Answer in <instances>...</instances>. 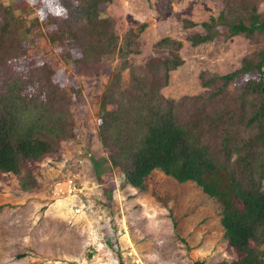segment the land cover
Listing matches in <instances>:
<instances>
[{
	"label": "trees",
	"instance_id": "16d2710c",
	"mask_svg": "<svg viewBox=\"0 0 264 264\" xmlns=\"http://www.w3.org/2000/svg\"><path fill=\"white\" fill-rule=\"evenodd\" d=\"M110 1L75 0L74 7V0H62L66 18L47 13L25 25L42 5L0 0V170L11 171L21 187L32 189L34 161L46 155L59 160L68 151L74 156L76 122L63 105L79 87L58 79L59 74L75 70L85 77L99 63L119 58L99 95L97 136L103 154L91 156L92 170L102 158L138 189L154 169L178 182L194 181L220 203L223 235L236 253L220 264H264V10H258L264 0H221L218 14L200 23L205 31L190 37L192 45L221 34L244 36L256 48L229 73L201 71V92L176 100L161 89L182 63V42L163 36L153 47L165 54L128 62V55L139 52L136 39L146 23L119 38L113 20L100 16L101 3ZM161 1V10L167 9L169 0ZM194 24L184 20V27ZM56 46L66 49L59 62L37 59L53 54ZM252 73L258 78L236 84Z\"/></svg>",
	"mask_w": 264,
	"mask_h": 264
},
{
	"label": "rangeland",
	"instance_id": "374dc122",
	"mask_svg": "<svg viewBox=\"0 0 264 264\" xmlns=\"http://www.w3.org/2000/svg\"><path fill=\"white\" fill-rule=\"evenodd\" d=\"M169 2L161 10L165 7L161 0H111L101 3L100 13L113 20L119 38L146 23L136 39L139 52L128 55V62L165 54L153 47L163 36L182 42V63L170 72L161 89L164 97L176 100L200 93L201 71L229 73L256 48V42L244 36L221 34L192 45L190 37L204 33L200 23L218 14L221 0ZM258 10H264V2ZM37 12L25 25L41 20ZM185 19L195 24L184 27ZM65 50L56 46L53 54H38L37 59L57 63ZM118 62L119 58L103 61L85 77L75 70L59 74L58 79L67 78L68 85L74 82L79 87L78 94L63 105L76 122L79 142L71 148L74 156L68 151L59 160L46 155L34 161L32 189L21 187L11 171L0 170V264H220L236 256L223 235L220 203L194 181L178 182L154 169L144 178L143 189H138L123 182L122 173L104 165L101 156L97 169L101 173L92 170L91 156L103 154L97 136L99 95ZM123 76L127 78V70ZM262 77L264 81V67ZM247 78L258 75L244 74L236 84ZM66 177L75 180L79 192L67 191L62 183L53 188ZM261 182L264 185V177Z\"/></svg>",
	"mask_w": 264,
	"mask_h": 264
},
{
	"label": "clouds",
	"instance_id": "9594fccd",
	"mask_svg": "<svg viewBox=\"0 0 264 264\" xmlns=\"http://www.w3.org/2000/svg\"><path fill=\"white\" fill-rule=\"evenodd\" d=\"M29 3L33 5L39 3L42 5V7L38 9L37 12V14L41 17V19L45 17L46 12H49L56 17H64V18L67 17L68 8L64 6L62 0H55L54 4L52 0H29ZM73 6L74 7L78 6L75 0Z\"/></svg>",
	"mask_w": 264,
	"mask_h": 264
},
{
	"label": "built area",
	"instance_id": "2783aa9c",
	"mask_svg": "<svg viewBox=\"0 0 264 264\" xmlns=\"http://www.w3.org/2000/svg\"><path fill=\"white\" fill-rule=\"evenodd\" d=\"M74 179L71 178V177H66L64 178V181L60 180V181H56L54 183V186L53 188L61 185V183L63 184V186L65 185V188H67V191H70V192H75L76 190L79 192L80 189L78 187H76L75 183H74Z\"/></svg>",
	"mask_w": 264,
	"mask_h": 264
}]
</instances>
